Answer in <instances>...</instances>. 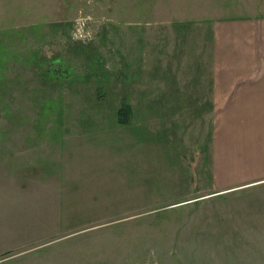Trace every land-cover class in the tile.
<instances>
[{
    "label": "rangeland",
    "instance_id": "374dc122",
    "mask_svg": "<svg viewBox=\"0 0 264 264\" xmlns=\"http://www.w3.org/2000/svg\"><path fill=\"white\" fill-rule=\"evenodd\" d=\"M250 15L264 0H0V264H264V206L208 195L214 27Z\"/></svg>",
    "mask_w": 264,
    "mask_h": 264
},
{
    "label": "crops",
    "instance_id": "0c3cea01",
    "mask_svg": "<svg viewBox=\"0 0 264 264\" xmlns=\"http://www.w3.org/2000/svg\"><path fill=\"white\" fill-rule=\"evenodd\" d=\"M211 61L208 195L233 191L236 205L264 206V16L215 26ZM257 212L251 209V219L264 228Z\"/></svg>",
    "mask_w": 264,
    "mask_h": 264
},
{
    "label": "trees",
    "instance_id": "16d2710c",
    "mask_svg": "<svg viewBox=\"0 0 264 264\" xmlns=\"http://www.w3.org/2000/svg\"><path fill=\"white\" fill-rule=\"evenodd\" d=\"M48 72H45V74L47 75L50 72V75L52 74H58L60 73L58 71L57 68H54V70H47ZM52 73V74H51ZM131 113H132V109L131 106L127 103V102H123L118 110H117V122L119 124H127L128 121L130 120L131 117Z\"/></svg>",
    "mask_w": 264,
    "mask_h": 264
}]
</instances>
